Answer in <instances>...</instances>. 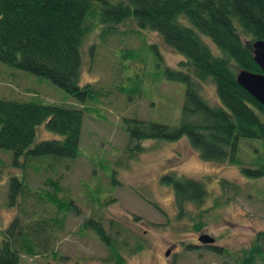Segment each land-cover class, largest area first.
Here are the masks:
<instances>
[{"label": "rangeland", "instance_id": "obj_1", "mask_svg": "<svg viewBox=\"0 0 264 264\" xmlns=\"http://www.w3.org/2000/svg\"><path fill=\"white\" fill-rule=\"evenodd\" d=\"M97 26L102 28L91 30L82 45L79 83L90 82L96 89L95 96L84 102L45 77L0 62V98L84 110L76 157L44 154L34 157L31 167L23 168L12 164V151L0 148V243L16 211L26 207L22 218H30L32 210L43 216L56 211L52 203L37 199L35 191L20 196L19 207L11 206L7 199L8 178L17 173L25 175L28 185L43 192L52 190L48 180L57 179L61 195L74 197L75 207L68 211L63 226L50 223L41 233L42 243L56 250L57 258L21 255L19 264H118L107 244L91 228L80 232L89 217L100 220L104 230L114 237L117 251L123 256L122 264H242L238 260L252 246L257 230L264 229V176H246L241 168H255L264 162V140L241 138L238 162L204 160L185 135L177 140L145 139L141 142L142 152L132 151L127 146L124 117L179 123L185 85L168 80L164 68L174 66L183 56L154 32L148 39L142 29L132 28V20L125 21L122 27ZM130 32L140 34L139 39ZM149 40L158 43L161 53ZM200 88L209 100H217L211 81L202 82ZM59 137L40 124L35 142ZM166 173L204 182L208 194L203 205L188 204V211L196 212L194 217H177L173 189L162 185L165 183L161 177ZM225 181L236 187L223 185ZM201 210L206 211L200 214ZM197 221L202 222L201 230L216 237L215 242L222 248L201 255L199 250L187 251L176 244L171 255L166 256L164 251L170 244L195 239ZM118 222L125 226V233L117 232ZM138 242L140 250L136 248ZM252 264L262 262L256 257Z\"/></svg>", "mask_w": 264, "mask_h": 264}, {"label": "trees", "instance_id": "obj_2", "mask_svg": "<svg viewBox=\"0 0 264 264\" xmlns=\"http://www.w3.org/2000/svg\"><path fill=\"white\" fill-rule=\"evenodd\" d=\"M127 20H132V28L142 29L148 39L154 32L183 56L174 66L166 65L164 75L185 85L178 124L124 117L128 148L142 152L141 142L145 139L177 140L185 135L204 160L238 162L241 138L264 140V104L236 80L239 69L261 71L253 58L251 41L264 39V0H0V62L45 77L84 102L96 91L90 82L79 83L86 35L101 27L97 25L122 27ZM132 33L139 39L140 34ZM149 41L160 51L156 41ZM90 50L93 55V45ZM208 80L214 85L216 101L209 100L200 88ZM83 121L84 110L80 107L0 98V148L12 151V164L23 168L31 167V160L44 154L76 157ZM40 124L61 137L35 142ZM241 171L246 176H264V162L255 168L242 166ZM24 176L9 175L8 203L19 207L20 196L35 191L37 199L52 203L56 211L43 216L32 210L30 218L21 216L26 207L16 211L2 233L0 264H19L21 255L57 258L56 250L42 243L41 233L50 223L63 226L68 211L75 209L74 197L61 195L57 179L48 180L52 190L43 192L28 185ZM161 180L173 189L177 217H194L196 212L188 211V204L204 203L208 194L204 182L169 173ZM231 184L236 187L231 181L223 185ZM117 225V232H124L125 226L119 222ZM196 225L199 228L202 222ZM82 228H91L106 241L116 262L123 263L116 240L100 220L86 218ZM137 245L140 250L142 245ZM244 254L238 260L242 264H252L256 257L264 264V229L257 231Z\"/></svg>", "mask_w": 264, "mask_h": 264}, {"label": "water", "instance_id": "obj_3", "mask_svg": "<svg viewBox=\"0 0 264 264\" xmlns=\"http://www.w3.org/2000/svg\"><path fill=\"white\" fill-rule=\"evenodd\" d=\"M253 58L260 67V72L239 69L236 74L237 82L246 89L257 101L264 104V39L251 41ZM202 241L211 242L214 239L207 234L200 236ZM169 251H167L168 253Z\"/></svg>", "mask_w": 264, "mask_h": 264}, {"label": "flooded vegetation", "instance_id": "obj_4", "mask_svg": "<svg viewBox=\"0 0 264 264\" xmlns=\"http://www.w3.org/2000/svg\"><path fill=\"white\" fill-rule=\"evenodd\" d=\"M173 175L175 176V174H173ZM182 176L183 175H181V176H175V177H182ZM162 185H165V184H162ZM177 211H178V209H177ZM179 218H182V216H180ZM195 226L198 228V226L196 224H194V228L197 230V233L195 234V239L194 240L185 242L183 239H181L180 241H177L176 243H172V244H170V246H167L166 251H164V254L166 256H170L171 253H172V249H173V247H175L176 244H178V245L181 244L182 247H183V249H185L187 251H190L191 249H193V250H199L201 255H203L205 252L214 251V250H218V249H221L222 248L221 245H219V244H217L215 242L216 237H212L209 233L205 232L204 230H201L202 229V226H199L198 229ZM258 230H262V229H258ZM203 234H207L209 237H212L214 240L211 241V242L202 241L200 239V236L203 235ZM96 235L100 239V236L98 234H96ZM104 242L106 243V241H104ZM167 251H169V252L167 253ZM202 251H204V252H202ZM176 254H177V252L174 255H176ZM166 261H173V259H171V260L168 259Z\"/></svg>", "mask_w": 264, "mask_h": 264}]
</instances>
